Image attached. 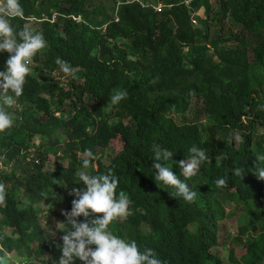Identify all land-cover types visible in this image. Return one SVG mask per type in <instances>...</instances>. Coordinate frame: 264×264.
I'll use <instances>...</instances> for the list:
<instances>
[{"label":"trees","instance_id":"1","mask_svg":"<svg viewBox=\"0 0 264 264\" xmlns=\"http://www.w3.org/2000/svg\"><path fill=\"white\" fill-rule=\"evenodd\" d=\"M151 1L122 2L105 26L102 0H19L23 17L5 16L18 42L26 26L43 34L46 46L32 58L38 67L65 76L59 58L72 72L70 89L30 72L22 96L8 93L11 107L0 101L13 120L0 132V264H10L8 254L56 264L62 239L47 238L41 213L51 203L70 211L72 188L85 187L82 172L117 178V197L125 192L132 214L110 230L141 251L154 249L163 264H226L213 248L222 225L238 217L242 247L231 248L229 261L264 264V181L252 172L264 157V0H221L201 27L185 0L161 11ZM228 21L239 30L226 29ZM9 55L0 53V71ZM117 92L127 96L113 105ZM154 145L174 154L168 166L182 181L179 161L194 145L205 150V163L186 181L194 203L155 182ZM86 149L96 157L87 169ZM49 153L54 169L46 168ZM220 178L226 184L218 188Z\"/></svg>","mask_w":264,"mask_h":264},{"label":"clouds","instance_id":"2","mask_svg":"<svg viewBox=\"0 0 264 264\" xmlns=\"http://www.w3.org/2000/svg\"><path fill=\"white\" fill-rule=\"evenodd\" d=\"M7 17H23V9L19 0H5L0 4V53H9L6 67L0 71V101L11 107L14 104L13 96L20 97L24 93L26 78L31 69L32 58L46 46V40L41 33H34L27 26L19 33L20 41ZM57 65L66 75H70V69L66 62L57 58ZM127 96V92H117L111 97L113 105L119 104ZM13 120L11 114L0 109V132L11 128ZM239 141L241 137L236 136ZM153 165L156 170L154 180L158 184L170 186L173 189L172 197L183 199L191 204L195 202L196 193L191 190L186 181L198 174L201 165L207 159L203 148L192 146L188 149L187 159L179 161V167L184 180H180L168 166L173 153L160 145L153 146ZM88 158L82 160L83 167L89 168L96 159L90 149L85 150ZM94 166V165H93ZM253 174L258 180L264 181V157H258ZM240 174V170H236ZM79 180L85 187L83 189L72 188L69 193L75 197L70 211H64L63 215L67 230L63 231L62 244L58 245L61 256L56 264H76L79 260L82 264H163L154 249L145 248L143 251L135 241H127L115 235L109 226L116 220L124 219L131 215L128 196L121 191L117 197V178L112 174L90 175L79 173ZM216 187L226 184L224 178L215 180ZM5 198V190L0 185V202ZM102 214V215H98ZM80 217H84L83 221ZM90 217H95L89 219ZM95 246V247H93Z\"/></svg>","mask_w":264,"mask_h":264},{"label":"rangeland","instance_id":"3","mask_svg":"<svg viewBox=\"0 0 264 264\" xmlns=\"http://www.w3.org/2000/svg\"><path fill=\"white\" fill-rule=\"evenodd\" d=\"M124 1L128 0H102L103 5L102 9L105 11L103 14V19L101 21H104L101 25L105 26V21L112 18L117 10V7L120 6V4ZM130 1V0H129ZM168 1L172 0H152L151 3L153 4H159V3H166ZM5 0H0V3L3 4ZM221 0H199L197 4H192L193 10V23L197 26H200V18L206 17V9H211V17L210 20L213 19L215 16V12L218 10L219 4ZM202 9H201V8ZM202 11V12H201ZM31 23H34L33 20ZM201 27V26H200ZM230 28V30H239L231 21L226 24V29ZM186 54L188 57H191V53L189 51H186ZM31 74L35 77H37L41 82H49L52 77L59 78L60 82L64 84L68 89H70V84L68 83L69 75L61 76L59 74H54L53 76L48 74L46 71L42 70L40 67H38V63L35 61H31L30 64ZM60 113H58L59 115ZM189 118H191V113H188L187 115ZM261 130H264V127L262 125L260 126ZM237 136H239V133H236ZM63 140L65 137L62 138ZM44 142V141H43ZM35 147L38 148V152H44L45 147L44 144H42L41 138L35 139ZM64 148V145L60 143L56 146V149L58 151L62 150ZM37 150L34 149V151H31L36 155ZM84 157H86L84 155ZM57 165V157L53 153H49L46 155V168L48 169H54ZM63 211L64 206H60L56 203H51L48 206L44 207L43 212L41 213V224L44 228V231L46 233L47 238L50 239H60L65 234L63 231L67 230L66 225H61L60 223L65 222L63 219ZM242 221L241 217H238L237 220L232 221L228 223H225L222 225L220 233H219V243L216 247L213 248L214 252H217L219 255H221L226 264H232L229 261V254L231 251V248L240 250L242 247V243L240 240V237L237 234V228L238 224ZM63 230V231H61ZM238 256L240 254L236 252ZM6 263L10 264H30L29 262L23 260L22 258H19L16 255L8 254V256L5 259Z\"/></svg>","mask_w":264,"mask_h":264},{"label":"built area","instance_id":"4","mask_svg":"<svg viewBox=\"0 0 264 264\" xmlns=\"http://www.w3.org/2000/svg\"><path fill=\"white\" fill-rule=\"evenodd\" d=\"M193 1H194V0H185V3H186L187 5H189V6H191L192 3H193ZM0 4H1V3H0ZM154 7H155V9H156L157 11H161V10L163 9L164 5H163V3H159L158 5H155Z\"/></svg>","mask_w":264,"mask_h":264}]
</instances>
